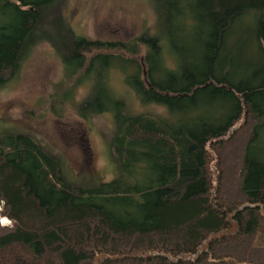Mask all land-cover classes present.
Returning <instances> with one entry per match:
<instances>
[{"label": "trees", "instance_id": "trees-1", "mask_svg": "<svg viewBox=\"0 0 264 264\" xmlns=\"http://www.w3.org/2000/svg\"><path fill=\"white\" fill-rule=\"evenodd\" d=\"M149 1L159 31L124 43L78 35L66 0H0V89L52 46L60 105L89 85L76 114L111 115L118 168L77 185L31 135L1 133L0 264H264V0ZM115 70L165 114L128 112Z\"/></svg>", "mask_w": 264, "mask_h": 264}, {"label": "rangeland", "instance_id": "rangeland-1", "mask_svg": "<svg viewBox=\"0 0 264 264\" xmlns=\"http://www.w3.org/2000/svg\"><path fill=\"white\" fill-rule=\"evenodd\" d=\"M151 4L149 0H66L63 13L80 36L126 43L144 31L150 35L159 31ZM61 79V61L53 47L38 44L0 89V134L6 131L31 135L36 143L60 158L67 179L77 185L107 183L118 174L109 143L114 132L113 118L109 113L90 119L77 116L78 103L88 92L87 83L75 90L72 100L60 105V93L69 88ZM109 80L111 91L124 101L128 112L165 114L161 107L139 104L116 70L110 73ZM0 218L6 221L1 222L2 226H12L9 219Z\"/></svg>", "mask_w": 264, "mask_h": 264}, {"label": "water", "instance_id": "water-1", "mask_svg": "<svg viewBox=\"0 0 264 264\" xmlns=\"http://www.w3.org/2000/svg\"><path fill=\"white\" fill-rule=\"evenodd\" d=\"M231 226H233V230H231L230 232H229V234H231L232 232H234V230L236 229V225L234 224V225H231ZM218 237H222V235H219V236H212L211 238H210V241L212 240V239H217ZM210 241H208L207 242V244L210 242ZM106 258V256L105 255H100V256H97V258H96V262H98V260H104Z\"/></svg>", "mask_w": 264, "mask_h": 264}, {"label": "snow or ice", "instance_id": "snow-or-ice-1", "mask_svg": "<svg viewBox=\"0 0 264 264\" xmlns=\"http://www.w3.org/2000/svg\"><path fill=\"white\" fill-rule=\"evenodd\" d=\"M0 222H6V221H0Z\"/></svg>", "mask_w": 264, "mask_h": 264}]
</instances>
